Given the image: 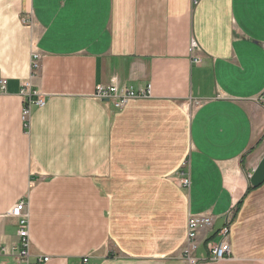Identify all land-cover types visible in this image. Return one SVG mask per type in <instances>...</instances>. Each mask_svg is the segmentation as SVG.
I'll list each match as a JSON object with an SVG mask.
<instances>
[{"label":"crops","instance_id":"0c3cea01","mask_svg":"<svg viewBox=\"0 0 264 264\" xmlns=\"http://www.w3.org/2000/svg\"><path fill=\"white\" fill-rule=\"evenodd\" d=\"M2 79L0 264H187L190 215L213 218L196 264H264V0H0ZM26 81L45 104L24 128Z\"/></svg>","mask_w":264,"mask_h":264},{"label":"built area","instance_id":"2783aa9c","mask_svg":"<svg viewBox=\"0 0 264 264\" xmlns=\"http://www.w3.org/2000/svg\"><path fill=\"white\" fill-rule=\"evenodd\" d=\"M193 4H196L198 0H191ZM199 45L195 39H190V54L198 51ZM39 56L37 54H32L31 62V73L30 79L36 72L38 67ZM192 61L199 63L200 59L198 57L192 56ZM6 81L4 79L0 80V86L3 89L5 87ZM19 94L24 98L21 119L24 128L29 125V117L33 107H42L45 104V100L37 90L32 89L30 81H26L22 84V88ZM149 95V86L143 90L134 91L131 87L123 88L119 90L117 87L109 86H97L94 96L97 99H113L114 106L120 108L129 99L146 97ZM258 101L264 103V91L258 96ZM189 178L186 173H180L179 184L181 187L189 186ZM231 211L226 213L225 225L218 231V239L215 241H208L206 246L209 253L210 261L222 260L229 256L230 246L228 242V230L229 223L231 220ZM6 216H11L18 219V236L20 238V249L18 251V258L22 261H26L29 253V236H28V212L26 210V205L23 201L16 203L9 211ZM1 217V216H0ZM213 222V218L209 215H190L187 221V243L182 250V260L187 264H196L199 260L195 256V250L198 247V236L199 233L210 228ZM0 253L6 255L7 250L5 247H0ZM48 258L44 257L43 261Z\"/></svg>","mask_w":264,"mask_h":264}]
</instances>
